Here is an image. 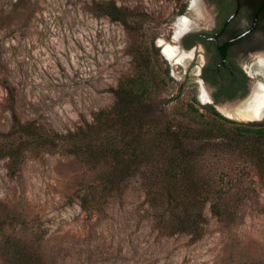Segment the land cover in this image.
<instances>
[{
    "label": "rangeland",
    "instance_id": "rangeland-1",
    "mask_svg": "<svg viewBox=\"0 0 264 264\" xmlns=\"http://www.w3.org/2000/svg\"><path fill=\"white\" fill-rule=\"evenodd\" d=\"M101 1L108 0H0V131L9 128L12 118L4 79L13 86L20 120L59 132L90 120L94 111L112 102L111 89L134 73V65L123 25L93 13V5ZM111 1L146 13L151 55L160 72L168 68L159 89L162 105L171 109L191 103L207 112V99L201 96V55L179 53L182 60L176 62L162 53V43L177 46L178 22L182 16L191 19L186 13L191 0ZM260 52L264 50L234 48L254 83H264V72L258 69L262 76L257 75L256 59L250 60ZM252 121L264 122V109L259 120ZM95 177L74 157L59 152L26 158L16 176L7 173L1 159L0 217L5 209L20 215L43 235L46 251L65 264H223L232 237L264 243V214L253 207L247 208L241 225L231 228L206 210L205 233L194 242L185 234L159 236L135 181L110 200L103 213L88 215L77 193Z\"/></svg>",
    "mask_w": 264,
    "mask_h": 264
},
{
    "label": "trees",
    "instance_id": "trees-1",
    "mask_svg": "<svg viewBox=\"0 0 264 264\" xmlns=\"http://www.w3.org/2000/svg\"><path fill=\"white\" fill-rule=\"evenodd\" d=\"M92 11L123 25L134 73L111 89L107 107L65 132L20 120L13 86L4 79L12 111L9 128L0 131V160L7 173L16 176L26 158L41 153L70 155L96 176L77 193L82 211L103 213L135 181L157 234H185L190 242L204 235L206 210L226 228L241 225L248 207L264 214V122L229 119L208 103L207 112L191 103L165 108L159 89L168 68L160 72L151 55L146 13L111 0L95 3ZM44 246L37 228L5 209L0 264H65ZM226 247L223 264H264V243L254 238L234 236Z\"/></svg>",
    "mask_w": 264,
    "mask_h": 264
},
{
    "label": "flooded vegetation",
    "instance_id": "flooded-vegetation-1",
    "mask_svg": "<svg viewBox=\"0 0 264 264\" xmlns=\"http://www.w3.org/2000/svg\"><path fill=\"white\" fill-rule=\"evenodd\" d=\"M192 1L186 13L193 23L175 39V56H180L179 53L201 55L203 64L199 75L205 90L203 100L227 112L243 103L256 85L234 48L264 50V0H194L196 14L191 9ZM254 58L258 66L264 61V53L254 54L250 60Z\"/></svg>",
    "mask_w": 264,
    "mask_h": 264
},
{
    "label": "bare ground",
    "instance_id": "bare-ground-1",
    "mask_svg": "<svg viewBox=\"0 0 264 264\" xmlns=\"http://www.w3.org/2000/svg\"><path fill=\"white\" fill-rule=\"evenodd\" d=\"M195 1L194 0L192 1L191 9L193 13L196 14L198 10ZM192 23L193 22L191 19H189V17L182 16V18H180L178 22L175 39L178 37V34L181 30L190 28V26H192ZM162 46H163L162 49L163 54L167 56L169 59H172V57H174L176 54V48L168 43H162ZM181 57L182 56L176 57L175 61L180 62ZM257 69L264 72V61H261L260 64H258ZM259 70L257 73L258 75H261L259 73ZM202 96L205 97V94L203 93ZM238 105H239L238 107L234 109H230V111L224 113L227 116L236 119L248 120V119L260 118L262 114V110L264 109V83H256V85L252 89V93L250 94V96L243 103Z\"/></svg>",
    "mask_w": 264,
    "mask_h": 264
},
{
    "label": "water",
    "instance_id": "water-1",
    "mask_svg": "<svg viewBox=\"0 0 264 264\" xmlns=\"http://www.w3.org/2000/svg\"><path fill=\"white\" fill-rule=\"evenodd\" d=\"M183 33V32H182ZM181 33V34H182ZM178 37H179V35H178ZM178 37L176 38L177 40H178ZM247 98V97H246ZM246 98L245 99H243L242 101H244V100H246ZM241 101V102H242ZM225 115V114H224ZM226 117H228L227 115H225ZM230 118V117H229ZM231 119H235V120H239V121H252V120H259V118H256V119H248V120H244V119H236V118H231Z\"/></svg>",
    "mask_w": 264,
    "mask_h": 264
}]
</instances>
